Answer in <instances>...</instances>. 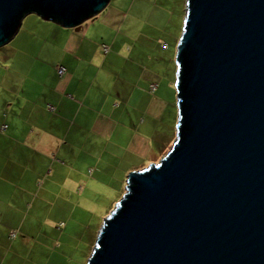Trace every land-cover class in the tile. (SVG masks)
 <instances>
[{"label": "water", "instance_id": "water-1", "mask_svg": "<svg viewBox=\"0 0 264 264\" xmlns=\"http://www.w3.org/2000/svg\"><path fill=\"white\" fill-rule=\"evenodd\" d=\"M108 0H0V45L28 12L65 27ZM176 139L130 172L88 264H264V0H187Z\"/></svg>", "mask_w": 264, "mask_h": 264}, {"label": "rangeland", "instance_id": "rangeland-1", "mask_svg": "<svg viewBox=\"0 0 264 264\" xmlns=\"http://www.w3.org/2000/svg\"><path fill=\"white\" fill-rule=\"evenodd\" d=\"M186 2L187 0H108L105 10L116 11L118 26L114 28L108 25L107 39L114 32H118V35L126 40L123 68H112L109 65L108 71L103 72V78L100 79L94 67L87 70L85 75L91 96L95 97L99 92L101 98L115 101V104L120 98L125 99L131 91L140 96L141 92L135 89L137 79L144 71L145 61L151 57L161 63L162 68L164 66L166 73L163 77L167 83L173 77L176 78L175 53L182 34ZM70 28L74 27L61 26L32 11L22 16L11 39L0 45V125L13 124L15 131L19 132L18 124L21 123L23 130L20 134L26 136V139L29 136L30 144L36 146L42 153V158L37 160L38 164H45L47 160H64L56 146L50 152L53 126L43 127L45 119L40 118L33 122H20L17 121V115L22 113L21 109L31 98L36 97L38 88L41 92H49L43 80L54 67L53 61L57 59L58 47H55V41L65 38V30ZM88 36L94 35L90 32ZM21 43L26 46V50L22 48ZM169 89L173 94L169 93ZM71 93L62 92L64 98L79 102ZM160 94L158 95L167 101V110L160 135L157 140H153L145 156H129L125 149L129 134L126 135L119 125L111 137L103 140L104 152L101 161L93 156L85 158L80 153L81 148L75 143L64 145L75 151L73 153V157L77 160L75 170L87 176L88 184L76 186L73 192L75 200H71V197L61 200L60 194L58 198L51 194L49 197L52 201L47 197L42 199V208L39 210L41 217L45 220L58 221L57 226L62 236L52 241L48 237L39 235L37 244L31 245L27 242V245L21 248L22 258L31 260L34 256L36 260H40L39 264H46L47 260L55 264L58 258L68 259L70 264H88V258L95 246L104 218L112 212L124 194L128 174L143 169L151 163H157L176 139V124L170 120V116L178 113L174 79L170 88L163 87ZM46 109L51 115L57 113L52 110L51 105L46 104ZM129 123H136V120L132 121L131 118L123 120L121 125L126 126ZM9 131L0 129V136ZM154 136L156 137V134ZM26 144L33 149L28 140ZM9 153L8 149L0 147V163L6 161ZM32 153L24 159L25 165L31 159ZM86 165L93 167L92 171L87 169L85 173L83 166ZM25 203L30 209L29 197ZM47 231L52 232V229L48 228ZM20 240L24 239L20 238Z\"/></svg>", "mask_w": 264, "mask_h": 264}, {"label": "crops", "instance_id": "crops-1", "mask_svg": "<svg viewBox=\"0 0 264 264\" xmlns=\"http://www.w3.org/2000/svg\"><path fill=\"white\" fill-rule=\"evenodd\" d=\"M106 7L107 4L102 9L103 12L81 22L79 29L65 30V38L56 39L57 59L53 61L54 67L49 70L44 82L41 81L48 87L49 92H41L38 88L36 97L31 98L21 109L22 113L17 115V121L20 122H33L40 118L45 119V122H42L43 127L53 126L50 152L56 146L64 160L48 161L46 158L45 164H38L37 160L42 158V153L36 146L30 144L29 136L26 139V136L20 134L23 130L21 123L18 124L19 132L15 131L13 124L0 125L1 130H10L0 136V147L10 151L6 161L0 163V264H39L40 260H36L34 256L31 260L22 258L21 248L27 245V242L31 245L37 244L39 235L52 241L61 238L58 221L45 220L41 217L39 212L42 208L41 201L46 197L50 199L51 194L57 198L60 194L61 200L70 197L71 200H75L73 192L76 186L88 184L87 176L75 170L77 165L76 157H73L75 151L73 148L71 151L70 147H65V144L75 143L81 148L80 153L85 158L93 156L101 161L104 152L103 140L111 137L118 125L126 135L129 134L125 144L129 156H145L153 140H157L160 135L167 110V101L159 96L160 91L163 87L170 88L173 79L176 83V78L173 77L171 82L167 83L163 77L166 70L164 66L162 68L161 63L153 60L155 58L151 57L145 61L144 71L138 76L135 89L141 92L140 96L131 91L125 99L120 98L115 104V101L101 98L99 92L92 97L87 87L85 74L90 68L94 67L97 70L99 79L103 78L102 73L108 71L109 65L112 68H123L126 40L118 35V32H114L107 39L108 25L117 28L118 18L114 9L106 12ZM90 32L94 36L89 37ZM21 46L26 50L24 44L21 43ZM60 65L65 68L62 74L57 71ZM151 82L157 84L154 90L149 88ZM64 91L72 92L79 102L64 98L62 94ZM169 93L173 94L170 89ZM46 104L51 105L52 110L57 113L51 115L46 109ZM130 118L132 121L135 119L136 123L121 125L123 120ZM178 118V113L170 116V120L175 124ZM3 125L6 127L2 128ZM27 140L33 149L26 144ZM30 153L31 159L25 165L24 159ZM83 168L87 173L86 170L92 171L93 167L86 165ZM28 197L31 202L30 209L25 203ZM82 198L88 199L84 196ZM48 228L52 229V232H48ZM11 230L15 232L13 237L10 236ZM28 233L30 235H27ZM46 264L51 262L47 260ZM55 264L70 263L68 259L58 258Z\"/></svg>", "mask_w": 264, "mask_h": 264}, {"label": "built area", "instance_id": "built-area-1", "mask_svg": "<svg viewBox=\"0 0 264 264\" xmlns=\"http://www.w3.org/2000/svg\"><path fill=\"white\" fill-rule=\"evenodd\" d=\"M104 48L106 49V46L104 45ZM65 68L63 66H58L57 67V71L59 74H62L64 72ZM150 90H152V88L156 87V83H150ZM6 125H3L2 128H5ZM15 235V232L13 230L10 231V236L13 237Z\"/></svg>", "mask_w": 264, "mask_h": 264}, {"label": "trees", "instance_id": "trees-1", "mask_svg": "<svg viewBox=\"0 0 264 264\" xmlns=\"http://www.w3.org/2000/svg\"><path fill=\"white\" fill-rule=\"evenodd\" d=\"M152 83V82H151ZM150 86V85H149ZM156 86H157V84H156ZM150 88V87H149Z\"/></svg>", "mask_w": 264, "mask_h": 264}]
</instances>
